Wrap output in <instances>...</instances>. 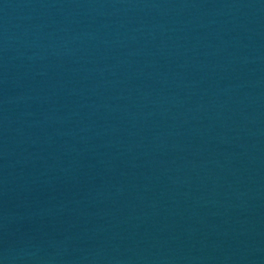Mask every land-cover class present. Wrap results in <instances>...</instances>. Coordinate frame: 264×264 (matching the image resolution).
I'll list each match as a JSON object with an SVG mask.
<instances>
[{
  "label": "water",
  "instance_id": "1",
  "mask_svg": "<svg viewBox=\"0 0 264 264\" xmlns=\"http://www.w3.org/2000/svg\"><path fill=\"white\" fill-rule=\"evenodd\" d=\"M0 264H264V0H0Z\"/></svg>",
  "mask_w": 264,
  "mask_h": 264
}]
</instances>
